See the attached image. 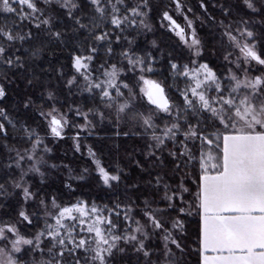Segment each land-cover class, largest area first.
<instances>
[{
    "label": "snow or ice",
    "instance_id": "obj_1",
    "mask_svg": "<svg viewBox=\"0 0 264 264\" xmlns=\"http://www.w3.org/2000/svg\"><path fill=\"white\" fill-rule=\"evenodd\" d=\"M0 264H264V0H0Z\"/></svg>",
    "mask_w": 264,
    "mask_h": 264
},
{
    "label": "rangeland",
    "instance_id": "obj_2",
    "mask_svg": "<svg viewBox=\"0 0 264 264\" xmlns=\"http://www.w3.org/2000/svg\"><path fill=\"white\" fill-rule=\"evenodd\" d=\"M179 22L183 24V19L179 18ZM172 35L174 38L177 39V49L182 47V45L179 43V38L176 37L174 34H169ZM149 38H151V35L149 36ZM110 132L111 129H97V131H101L102 133L104 131ZM73 131L72 129H69V132ZM51 139V138H50ZM97 137L96 136H87L86 138L84 136H82V140L84 141L81 152L80 153H75L73 151L72 148V141L69 138H65L64 140H60L58 142H55L52 146L54 147V156L55 157H60V158H65V153L67 154L66 156V162L71 161L74 165V167L76 168L77 171H79L81 166H84L86 163L88 165H91V160L90 158L87 156V145L88 144H93L95 145V143L97 142ZM122 140H126L123 139ZM124 142V141H123ZM126 142V141H125ZM133 141H129L126 142L125 145L130 146ZM120 156H123V151L121 152ZM102 159L104 160V163L108 166H112L115 163V156H108L107 154L105 156L102 157ZM122 164L125 163V161H121ZM92 167H94V165H92ZM95 189V188H94ZM96 195H99L103 192H100L98 189H95L94 192ZM104 194V193H103ZM105 195V194H104Z\"/></svg>",
    "mask_w": 264,
    "mask_h": 264
},
{
    "label": "trees",
    "instance_id": "obj_3",
    "mask_svg": "<svg viewBox=\"0 0 264 264\" xmlns=\"http://www.w3.org/2000/svg\"><path fill=\"white\" fill-rule=\"evenodd\" d=\"M188 3L192 4L193 6L196 5V2L197 0H187ZM163 39L165 40L166 42V45H170L172 48H177L176 45L178 44L177 43V39L174 38L172 35H168L166 37H163ZM104 132H107L106 130ZM124 141V142H123ZM129 142L130 140H122V143L126 144V142ZM133 143V142H131ZM123 158L121 159V161H125V163H127V158L124 157V153H123ZM95 189H86L85 190V195L86 197L89 196V195H96L95 193ZM98 198L99 197H104V202H108V199H107V196H105L103 193L99 194V195H96ZM190 227L192 228V230L194 231L195 229V220H193V223L192 225H190ZM195 259V258H194Z\"/></svg>",
    "mask_w": 264,
    "mask_h": 264
}]
</instances>
